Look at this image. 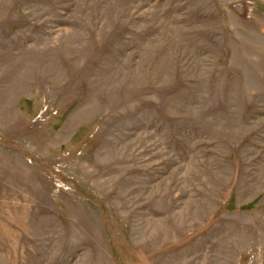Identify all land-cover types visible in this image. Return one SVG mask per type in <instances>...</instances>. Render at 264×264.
I'll list each match as a JSON object with an SVG mask.
<instances>
[{
    "label": "rangeland",
    "instance_id": "rangeland-1",
    "mask_svg": "<svg viewBox=\"0 0 264 264\" xmlns=\"http://www.w3.org/2000/svg\"><path fill=\"white\" fill-rule=\"evenodd\" d=\"M0 264H264V0H0Z\"/></svg>",
    "mask_w": 264,
    "mask_h": 264
}]
</instances>
